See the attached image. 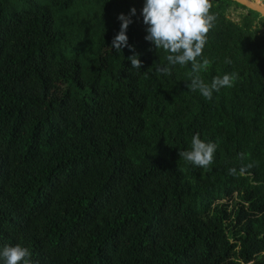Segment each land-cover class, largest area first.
I'll use <instances>...</instances> for the list:
<instances>
[{
    "label": "trees",
    "instance_id": "trees-1",
    "mask_svg": "<svg viewBox=\"0 0 264 264\" xmlns=\"http://www.w3.org/2000/svg\"><path fill=\"white\" fill-rule=\"evenodd\" d=\"M211 4L201 76L237 79L205 99L145 41L143 0H0V245L31 264H264V17ZM133 7L138 69L111 48ZM196 133L218 145L204 168L179 156Z\"/></svg>",
    "mask_w": 264,
    "mask_h": 264
},
{
    "label": "clouds",
    "instance_id": "clouds-1",
    "mask_svg": "<svg viewBox=\"0 0 264 264\" xmlns=\"http://www.w3.org/2000/svg\"><path fill=\"white\" fill-rule=\"evenodd\" d=\"M211 7V0H143L140 10L142 22L146 26L145 41L156 51L163 49L169 53L166 57L167 65H189V89L198 92L205 99H212L214 93H218L221 88L231 87L237 79L235 71L213 76L207 82L201 76L208 72L210 66V60L202 53L207 43V34L214 27L216 19L215 14L210 11ZM136 14L135 7L127 14H118L120 28L111 42V48L118 53L123 48L134 53L128 57L132 69H138L142 64L139 54H135V47L129 44L127 35ZM157 71L167 76L170 69L164 66L158 67ZM217 147V143L206 142L196 133L191 137L189 148L179 151V156L194 166L204 168L213 163ZM239 155L243 157V154ZM248 166L251 167V164ZM228 171L235 173L236 169ZM240 171L243 172V168ZM0 264H31V252L19 243L0 245Z\"/></svg>",
    "mask_w": 264,
    "mask_h": 264
},
{
    "label": "rangeland",
    "instance_id": "rangeland-1",
    "mask_svg": "<svg viewBox=\"0 0 264 264\" xmlns=\"http://www.w3.org/2000/svg\"><path fill=\"white\" fill-rule=\"evenodd\" d=\"M255 1L261 2V0H255ZM247 14H248V10L247 9L241 8V7H236V6L230 7L228 9V13H227L228 17L231 20H233V21H235L237 23H240L241 20L243 19V16L244 15H247ZM254 22H255V25L256 26H259L260 27L261 24H258V23H260V20H254ZM262 23H264V21H262ZM260 31H264V25L261 26V30Z\"/></svg>",
    "mask_w": 264,
    "mask_h": 264
},
{
    "label": "water",
    "instance_id": "water-1",
    "mask_svg": "<svg viewBox=\"0 0 264 264\" xmlns=\"http://www.w3.org/2000/svg\"><path fill=\"white\" fill-rule=\"evenodd\" d=\"M229 1L245 6L249 10L257 12L262 17H264V7L262 6L264 4V0H261L260 3L255 0H229Z\"/></svg>",
    "mask_w": 264,
    "mask_h": 264
},
{
    "label": "bare ground",
    "instance_id": "bare-ground-1",
    "mask_svg": "<svg viewBox=\"0 0 264 264\" xmlns=\"http://www.w3.org/2000/svg\"><path fill=\"white\" fill-rule=\"evenodd\" d=\"M260 3V2H259ZM263 7H264V5H263Z\"/></svg>",
    "mask_w": 264,
    "mask_h": 264
}]
</instances>
